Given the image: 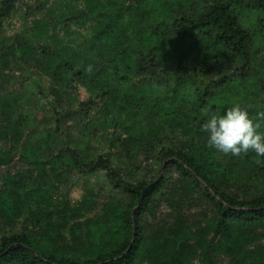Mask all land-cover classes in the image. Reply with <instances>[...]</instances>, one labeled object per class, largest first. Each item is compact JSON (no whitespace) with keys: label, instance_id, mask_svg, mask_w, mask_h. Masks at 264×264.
Segmentation results:
<instances>
[{"label":"trees","instance_id":"trees-1","mask_svg":"<svg viewBox=\"0 0 264 264\" xmlns=\"http://www.w3.org/2000/svg\"><path fill=\"white\" fill-rule=\"evenodd\" d=\"M21 1L0 0V33ZM37 8L32 25L0 38L2 68L48 81L0 95V167L33 166L0 176V264H264V157L217 152L201 130L204 108L264 111V0ZM59 167L94 177L100 215L80 221L64 203L54 218L45 178Z\"/></svg>","mask_w":264,"mask_h":264},{"label":"rangeland","instance_id":"rangeland-1","mask_svg":"<svg viewBox=\"0 0 264 264\" xmlns=\"http://www.w3.org/2000/svg\"><path fill=\"white\" fill-rule=\"evenodd\" d=\"M41 2L46 1L49 4L55 2L56 0H40ZM39 0H22L18 2L16 6V10L12 12V14L4 21L3 30L0 33L1 39L12 38L15 33H18L22 30L25 24L32 25L34 21L39 18L40 12L37 8V3H40ZM21 70V69H20ZM15 67L12 63H10L6 68H2L0 66V95H4L8 92H21L28 93L29 85L31 84V80L39 82L44 88H47L48 81L45 76H40L37 72L34 71L31 73V78L29 80H25V72L24 70L20 71ZM28 73V72H27ZM230 91L223 92L218 94L217 97L228 96ZM86 92L82 89H79L78 97L80 99L86 98ZM221 99V98H220ZM43 116V112H37V120L41 119ZM71 120H63L64 127L68 128L72 123ZM62 121V123H63ZM77 132L81 133V129L79 126H75ZM43 125L38 124V129L41 130ZM1 143V142H0ZM33 166H29L25 161L15 157L13 162L8 166L0 167V176L2 174H6L10 172V175H13L17 172L27 171L26 177L30 174V169ZM149 170V165H145V171ZM64 168L59 167L56 172L58 175L50 174L45 178V182L47 184L52 185V188L48 191V195L50 196V200L48 201L50 205V209L55 212L54 218H57V210L64 203L70 204L73 208H78L80 213V221L86 220L88 218H95L97 215L101 214V204L106 201L104 195H99L92 187L95 184L94 177L82 178L75 174L73 171H68V173L63 172ZM36 171L33 172V176H35ZM245 184L255 186L256 188H262V182L257 179H249L242 181ZM2 184V179L0 178V188ZM41 184V180H37L36 185ZM41 188H44L41 185ZM196 208H192L191 212H197ZM169 212V209L165 206H161L155 213L156 218H160L165 216ZM1 224V221H0ZM64 236L69 237L67 232H63Z\"/></svg>","mask_w":264,"mask_h":264},{"label":"clouds","instance_id":"clouds-1","mask_svg":"<svg viewBox=\"0 0 264 264\" xmlns=\"http://www.w3.org/2000/svg\"><path fill=\"white\" fill-rule=\"evenodd\" d=\"M87 71L92 72L91 65ZM202 115L206 119L201 130L208 133L209 148L234 157L249 152L264 157V132L260 131L264 124V111L257 112L255 118H250L248 112L236 104L223 115L210 113L208 108L202 109Z\"/></svg>","mask_w":264,"mask_h":264},{"label":"water","instance_id":"water-1","mask_svg":"<svg viewBox=\"0 0 264 264\" xmlns=\"http://www.w3.org/2000/svg\"><path fill=\"white\" fill-rule=\"evenodd\" d=\"M145 190H146V189H144V190H143V192H142V196H141L140 200L142 199V197H143V194H144Z\"/></svg>","mask_w":264,"mask_h":264}]
</instances>
